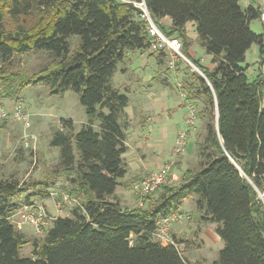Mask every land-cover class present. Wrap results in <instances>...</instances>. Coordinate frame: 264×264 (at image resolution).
Returning a JSON list of instances; mask_svg holds the SVG:
<instances>
[{
    "label": "trees",
    "instance_id": "1",
    "mask_svg": "<svg viewBox=\"0 0 264 264\" xmlns=\"http://www.w3.org/2000/svg\"><path fill=\"white\" fill-rule=\"evenodd\" d=\"M145 1L161 30L182 41L184 55L208 81L188 64L182 70L181 90L197 107L203 129L197 165L177 184L149 194L144 206L128 209L115 193L128 173L130 98L112 77L127 50L152 51L160 63L168 52L151 49L139 10L120 0H0L1 98L19 100L26 87L42 83L55 93L73 90L89 117L76 135L73 121L62 120L64 131L54 137L61 149L55 173L67 176L63 188L77 203L52 221L43 238H29L11 217L49 199L55 183L0 173V264H191L176 235L174 244L164 245L154 232L159 219L181 211L192 197L200 218L216 223L224 242L211 264H264V36L251 30L262 8L244 9L241 0ZM166 17L169 30L160 24ZM188 23L212 56V70L192 58ZM72 37L80 39L74 46ZM254 44L260 72L251 81L246 54ZM38 51L51 55L45 67L33 75L13 71L17 57ZM26 245L32 246L29 258L21 255Z\"/></svg>",
    "mask_w": 264,
    "mask_h": 264
},
{
    "label": "rangeland",
    "instance_id": "2",
    "mask_svg": "<svg viewBox=\"0 0 264 264\" xmlns=\"http://www.w3.org/2000/svg\"><path fill=\"white\" fill-rule=\"evenodd\" d=\"M240 4L244 9L250 5L255 8H264V0H241ZM194 25V23H188L187 25L188 35L193 39L191 45L194 44L191 49L192 55L194 56L192 58L200 60L205 68L212 70L214 68V65L212 64V56L208 55L200 46L197 39L198 34L196 28H193ZM165 28L169 30V27L166 25ZM251 30L255 34L264 36V26L259 19H254L251 22ZM191 38L190 40H192ZM70 41L74 46V44L79 42L80 39L79 37H72ZM151 53L152 51L141 52L127 50L125 60L118 64L117 71L112 77V85L126 93L130 98V103H140L141 98L145 96V92L142 90V84L143 86L146 85L149 87V84L154 80V77H157L158 74L159 76L160 74H163L161 78H156V80H158L156 83H160L162 81H160V79H163L166 75L170 80V86L167 90L170 93H173V97L177 100L183 99V92L177 87V79L172 73L182 72L188 63L180 61V65L178 64L180 68L173 71L169 66V58L165 59L162 63H159L156 57L151 55ZM50 56L51 55L48 52L44 51L24 54L15 59V63L11 68H13L14 72L19 71L28 75H33L50 62ZM259 57V46L254 44L246 54V63L249 65L247 74L251 81H254L259 75ZM191 69L193 70L192 67ZM153 75L154 77L152 78ZM180 75L178 81L180 82L179 84H182L184 73L182 72ZM155 87H157V85ZM157 88L165 90L164 88L166 87L162 88L158 86ZM20 98L21 99L19 100L24 102L26 112L30 114L29 126L27 127L23 122L14 121L12 119L0 123V173L6 177L11 175L15 176L20 181L47 179L48 181L55 183V189L65 191L63 185H67V176H59L55 173L57 165L61 159V149L60 147L53 145V140L58 132L64 131L62 120H72L74 126L72 132L74 135L78 134L82 127L89 123V117L86 114V110L80 103L78 95L73 90L55 93L50 86L42 83L26 87L22 91ZM15 100L16 99H9L6 97L1 98L0 96V103L5 104L8 108ZM184 100L187 102V119L189 115V106L192 102L185 98ZM262 106L264 107V89L262 91ZM186 119L184 131H187V145L185 147V152L181 155L187 158V161L184 163L185 167L183 166L185 170L188 166L191 168L192 166L197 165L199 160L197 142L198 140H201L203 136L202 124L199 117L197 116L194 128L188 127ZM94 126L96 129H99L98 122H96ZM25 135L35 136V140H32L31 147L27 149L24 147L22 141V137ZM199 135L200 138H198ZM175 145L176 144H174L173 148L170 150L171 158L165 161L166 163L163 165L172 164V172L176 170L174 169L175 164L173 165V163L178 158L173 151ZM73 147L76 156H78V147L75 140L73 142ZM164 156H166V151ZM159 169H155V171H158ZM130 178H132V174L126 176L127 180ZM177 181L179 180L175 178V175H172L168 184H177ZM133 183L134 182H126L124 185L126 188L133 190ZM134 195L136 196L135 193ZM41 203L42 201H39L38 204ZM69 207V205H66L64 213L61 215L62 217L69 214ZM181 212L190 214L191 219L181 225H174L171 231V236L173 237L176 235L179 241L182 242L179 249L184 257L187 258L191 264H211L216 261L219 257L220 250L223 248L216 249L211 247L213 242L209 238L210 233L218 235L216 229L213 231L211 225L200 218L199 212L194 208L189 199L183 204ZM51 224L52 221L44 226L41 234L36 233V231L30 226H26L29 230L23 231L26 228L24 227L21 231L31 239H41ZM202 232L207 233V235L203 234V240L201 237ZM31 254V245H26L22 248V257L29 258L31 257Z\"/></svg>",
    "mask_w": 264,
    "mask_h": 264
},
{
    "label": "crops",
    "instance_id": "3",
    "mask_svg": "<svg viewBox=\"0 0 264 264\" xmlns=\"http://www.w3.org/2000/svg\"><path fill=\"white\" fill-rule=\"evenodd\" d=\"M160 24L171 27L172 20L169 17H166L160 21ZM193 28L195 27L193 26ZM191 42L193 43V39ZM193 45L194 44L190 46L189 50L192 57H194L191 52ZM181 73L182 72L172 73L177 79V87L180 83L178 80ZM161 76H163V74H160V76L158 74L157 77L161 78ZM153 77L154 75L152 78ZM157 77H154V80L149 84V87L146 85L143 86L142 84V90H144L143 92H145V96L141 98L140 103L134 102V104L131 102L126 108V113L131 121V126L127 131L128 136L126 145L128 147V151L124 154V159L128 167L127 175L132 174V178L127 180L125 177L123 181L120 182V185L116 190L115 197L116 200L120 202L122 207L128 209L138 207V202L137 196L134 195L133 190L126 188L124 184L126 182L132 183L143 180L154 172L155 169H161L164 163H166L165 161L171 158L170 150L175 144L176 137L185 129L187 102L184 98L177 100L173 97V93H170L167 90L170 86V80L166 75L163 79H160V81L162 80L160 83H156L158 81L156 80ZM156 85L157 87L160 86L162 88H166H164L165 90H162L155 87ZM165 151L166 156H164ZM186 161L187 158L185 156L178 157L177 160H175L173 165L175 164L174 169L176 170L173 172L171 170L170 178L172 175H175V178L179 180L177 182H180L187 170L190 169V166H188L185 170L184 163ZM194 199L195 197H192L189 200H191V204H193L194 208H196ZM41 204L47 206V209L51 214L56 213L52 199L49 198L43 200ZM208 223L211 225L212 230L215 231L217 224L212 222ZM27 230H29L28 227H26L23 231ZM203 234L207 235V233H201L202 240ZM209 238L213 242L211 247L221 249L224 246V242L218 235L210 233Z\"/></svg>",
    "mask_w": 264,
    "mask_h": 264
},
{
    "label": "built area",
    "instance_id": "4",
    "mask_svg": "<svg viewBox=\"0 0 264 264\" xmlns=\"http://www.w3.org/2000/svg\"><path fill=\"white\" fill-rule=\"evenodd\" d=\"M124 3H128L137 8L140 12V17L147 23V29L149 36L152 38L151 49L159 51L165 49L169 54V66L173 71L177 70V65L180 61L189 60L183 53V43L178 38H169L161 30L160 25L152 17L151 12L148 9L145 0H120ZM260 22L264 26V8L261 9ZM188 63V62H187ZM178 87L181 89L182 84ZM2 88L0 87V95ZM182 97H186L185 93H182ZM198 109L194 104L189 106V115L186 119V124L189 128L195 127L197 119ZM12 119L14 121L23 122L25 126H29L30 114H28L24 107L22 100H15L8 108L5 104L0 103V123ZM32 140H35L34 135H25L22 137L24 147L30 148ZM187 131H182L178 134L175 140L174 154L176 157H180L185 152L187 145ZM171 166L165 165L158 171L152 172L145 179L136 182L133 186V192L137 196L138 207L144 206L145 198L155 192L158 188L166 185L171 176ZM264 197V193L260 194ZM50 199L54 202L56 209L55 214H51L47 207L43 204H33L21 207L12 217L11 222L18 230H23L24 227L30 226L37 233L41 234L44 226L53 221L56 217L61 216L64 213L66 205H73L77 203V200L71 197L67 192L53 188L50 191ZM191 219V215L178 211L171 213L156 223V230L154 236L156 239L164 245L174 244V239L171 236V231L174 225H181L188 222Z\"/></svg>",
    "mask_w": 264,
    "mask_h": 264
},
{
    "label": "water",
    "instance_id": "5",
    "mask_svg": "<svg viewBox=\"0 0 264 264\" xmlns=\"http://www.w3.org/2000/svg\"><path fill=\"white\" fill-rule=\"evenodd\" d=\"M187 62L193 68V71H197L200 75H202L205 78L206 81H208L205 74L197 66H195L190 60H187ZM218 117H219V112L217 108V120H218Z\"/></svg>",
    "mask_w": 264,
    "mask_h": 264
}]
</instances>
